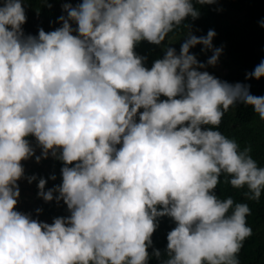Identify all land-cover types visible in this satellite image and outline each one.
I'll list each match as a JSON object with an SVG mask.
<instances>
[{"label": "clouds", "instance_id": "clouds-1", "mask_svg": "<svg viewBox=\"0 0 264 264\" xmlns=\"http://www.w3.org/2000/svg\"><path fill=\"white\" fill-rule=\"evenodd\" d=\"M212 3L64 2L60 26L36 34L23 28L27 0L0 3V264H241L264 166L218 126L237 104L264 121V95L207 70L223 45L186 21ZM179 28L177 50L166 41ZM142 41L163 52L150 67L135 51ZM198 44L212 52L206 61L191 51ZM261 77L264 59L245 80ZM49 156L61 179L46 188L56 174L26 175L22 161ZM221 177L246 199L222 198ZM21 179L67 214L49 223L41 207L35 218L19 210ZM165 216L174 227L161 250L152 236Z\"/></svg>", "mask_w": 264, "mask_h": 264}, {"label": "trees", "instance_id": "trees-1", "mask_svg": "<svg viewBox=\"0 0 264 264\" xmlns=\"http://www.w3.org/2000/svg\"><path fill=\"white\" fill-rule=\"evenodd\" d=\"M3 0H0L2 3ZM71 2L73 4L79 0H49L52 7H47L43 0H27L26 15L27 20L23 25L26 33L36 34L40 27L46 31L52 30L59 25L57 17L61 14V4ZM200 9V16L193 20L187 18L191 30L196 35H206L209 29H215L217 35L213 38L215 46L223 45V52L215 66H209L208 71L214 73L223 80L230 82L244 81L251 85L250 91L256 95H264V77L260 79L250 78L245 80L246 73L252 71L261 59H264V27L259 21L264 19V0H215V3L196 5ZM186 29L179 28L169 34L167 42L175 43L179 50L182 37ZM202 45H196L191 49L196 53L201 61H206L212 54L201 52ZM135 51L147 57L145 63L151 66L152 61L163 52L160 46L153 45L147 41H142L136 45ZM219 129L227 136L235 138L241 147L250 145L252 155L264 166V121H261L258 114L252 111L250 106L237 104L225 112ZM39 154L40 148L36 146L35 139L29 138ZM25 166L26 175L33 173L40 176L49 177L56 174L55 181L49 179L46 185L51 187L60 182L61 162L51 156L36 162L34 158L22 161ZM22 183H26L22 185ZM20 196L16 207L23 212H31L33 217L37 216L35 209L41 207L43 211L39 213V219L52 222V218L57 215H66V205L61 201H43L37 196V181L28 183L26 179L19 181ZM218 194L224 198L233 195L238 201L245 200L243 190L233 189L226 184L221 177V183L217 186ZM252 209L248 215V223L253 229L240 251L239 258L241 264H264V193L259 201H248ZM174 227V222L169 217L160 218L158 228L153 233V247L164 250L167 245V233ZM152 249L149 248V252ZM149 264H157L155 257Z\"/></svg>", "mask_w": 264, "mask_h": 264}, {"label": "rangeland", "instance_id": "rangeland-1", "mask_svg": "<svg viewBox=\"0 0 264 264\" xmlns=\"http://www.w3.org/2000/svg\"><path fill=\"white\" fill-rule=\"evenodd\" d=\"M26 183H22V185H25Z\"/></svg>", "mask_w": 264, "mask_h": 264}]
</instances>
